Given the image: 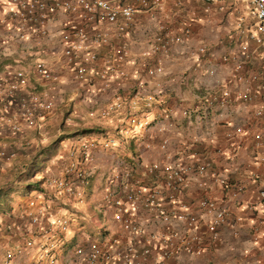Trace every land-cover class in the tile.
Masks as SVG:
<instances>
[{
  "label": "crops",
  "instance_id": "obj_1",
  "mask_svg": "<svg viewBox=\"0 0 264 264\" xmlns=\"http://www.w3.org/2000/svg\"><path fill=\"white\" fill-rule=\"evenodd\" d=\"M185 1L167 3L162 9L137 10L123 32L110 35L107 43L95 48L96 60L86 64V74L81 85L80 82H77L79 85H75L76 81L72 79H70L71 84L68 83L69 77L71 78L70 72L65 69L67 68L66 63L63 62L65 60L57 61L56 51L59 48L56 46L58 43L61 44L63 29L69 24L82 22V19L71 13L52 15L46 25L47 39L44 37V40L37 42L36 39L31 38L32 36H28L25 41L16 42L11 37L14 35L16 24L6 15V11L13 9V6L6 0L0 4V72L7 68L28 70L35 60L43 57L55 60L54 69L60 74L58 76L56 73L58 79L52 93L62 96H57L58 102L54 99V108L46 114L40 128H23L22 133L11 136L8 126L0 123V151L2 152L0 155L11 154L9 144L13 142L11 141L13 137L14 141L38 139L42 142L80 127L102 130V132L85 136L64 137L57 143L55 156L60 162L51 165V168L54 175L57 171L59 175L63 170L61 162L65 161L66 144L68 146L71 139H78L71 146L76 145L82 138L99 141L105 135H113L120 142L114 149L98 150L92 163L83 165L88 178L83 187L85 201L82 205L76 206L68 198L58 199L61 202L44 200L47 206L43 205L44 212L40 216L41 220L38 226L32 229L33 236L39 234L38 237L36 236L37 240L33 237L34 242L39 243L40 237L47 238L51 235V231L45 232L44 235L42 233L48 228V223L57 216L51 214L50 209L55 208L57 204L63 205L61 210L65 214L62 215L72 220L66 229L68 232L66 234L64 233L66 231L62 232L73 239L72 242H82L81 240L88 237L91 241L107 247L110 236L119 235L122 238L123 234L119 225L113 222L110 214L99 212L96 209V203L102 198V192L109 186L108 176L112 168L110 156L113 154L117 156V146L125 144L126 148L121 145L120 152H124L128 161L127 165L134 167V174L142 176L145 183H153L152 178L142 172L144 166L152 161L163 162L175 156L189 163L192 168L199 164L205 165L200 176L195 173L189 174L188 189L182 194L186 201L193 204L199 215L201 231L204 229L206 218L195 206V200L206 196L226 210L224 222L219 227V239L215 242L203 240V247L199 252L182 253L174 261L175 264H264L262 242L264 225L261 223L264 218V206L258 198V190L264 187V162L259 161V157L264 155V146L256 145V142L264 137V92L262 95H254L248 102H242L234 94L225 107L205 109L203 103L197 98L196 94H199V91L187 90L193 87L201 89L204 80L195 68H186L189 63L182 62V54L176 53V50H170L169 46L165 54H153V56L149 54L146 57L140 55L141 51L148 49V42L151 41L158 23H162L170 33H180L181 26L177 23L172 24L174 15L177 13H195L196 15L197 12L203 13V10L209 8L207 5L203 7L204 3L201 2L190 1V5ZM124 2L137 6V0H124ZM244 6L247 8V5ZM222 9L229 8L226 5L220 8L212 6V10L219 14L222 13ZM240 9L244 10L243 7ZM240 9L237 12H240ZM59 47L61 48V45ZM117 49H124L126 53L117 58L113 65L109 58ZM151 57H153L152 60L154 59L152 64L158 60L163 67V72L154 77L148 76L145 72L151 64L140 66V59ZM99 72L102 73L100 78L97 77ZM227 74L221 76V83L228 79ZM139 82L142 83L141 87L137 85ZM210 84L212 86V83ZM234 89L237 91L242 87H234ZM68 92H72L67 98L68 102L63 103V97L68 95ZM116 98L121 103V109L109 116L98 117L100 108ZM80 106L81 108H77ZM257 110L261 112L259 115H256ZM85 112L88 113L85 115ZM131 114L144 118L150 123L146 129L136 128L132 130L129 137H124L121 132L127 116ZM163 115H168L172 120L171 129L162 131L154 125V122ZM163 138H166L167 144L164 150H160L158 144ZM146 144H150L151 147L147 148ZM71 146L69 145L68 148ZM35 177L38 176L35 175ZM97 177L99 178L96 181ZM92 180L96 181L94 186H90ZM42 184L44 186V181ZM238 188L241 189L238 190ZM32 193L34 191L29 195ZM37 195L40 196V194ZM27 198L24 196L23 199ZM63 199H66L68 203L62 202ZM42 200L39 199V201ZM94 209L100 213L97 224L89 222ZM82 213L87 218L80 215ZM138 215H140L139 212ZM78 219L87 221V225H81ZM51 229L57 231L52 225ZM253 235H256L258 239L254 241ZM44 242H40V248ZM47 242H50L49 254H54L55 249V254L61 253L55 240ZM80 244L76 243L72 246L62 244L61 246L62 248L67 246L72 251ZM45 252L38 256V259L45 257ZM42 259L44 258L40 259V263L43 262Z\"/></svg>",
  "mask_w": 264,
  "mask_h": 264
},
{
  "label": "built area",
  "instance_id": "obj_2",
  "mask_svg": "<svg viewBox=\"0 0 264 264\" xmlns=\"http://www.w3.org/2000/svg\"><path fill=\"white\" fill-rule=\"evenodd\" d=\"M6 1L13 6V9L6 11V15L16 24L12 35L16 42L25 41L28 36H32L37 42L44 40L47 36L46 25L52 15L71 13L82 19L78 24H69L68 30L62 32L60 48L63 59L74 65L72 77L79 83L85 78L86 64L96 60L95 48L107 43L110 35L123 32L137 10L162 9L167 3L183 0H137V6L124 0ZM188 1L219 8L222 5L235 6V0ZM245 1L246 11L251 13V19L235 17L232 34L235 39L234 48L218 55V61L231 68L235 82L243 87L237 91L225 86L206 90L199 98L205 109L213 106L225 107L234 94L242 102H248L254 95H262L264 92V75L253 70L245 71L251 59L264 55V0ZM2 2L3 0H0V4ZM181 35L182 31L170 33L162 23H158L148 49L141 51L140 55L146 57L149 54H165L171 43L181 41ZM196 49L197 55L206 61L214 59V53L208 52L205 43H200ZM125 53L124 49L114 50L109 60L115 65L116 59ZM145 72L154 77L163 72V67L157 61L148 66ZM206 72L212 75L213 69L207 68ZM30 76H33V80ZM101 76L102 73L99 72L97 77ZM57 79V74L42 59L35 60L28 70L7 68L0 72V123L8 126L10 134H20L24 131L23 128L42 126L44 117L54 108L52 90ZM137 85L141 87L142 83ZM119 109L121 103L116 98L100 108L98 113L101 117H106ZM260 113V110L256 111V115ZM149 123L144 118L131 114L127 116L121 134L129 137L132 130H144ZM154 125L164 131L171 129L173 123L168 115H163ZM166 144L167 140L163 138L158 144L159 149L164 150ZM116 145V137L113 135H105L99 141L91 138L80 139L76 145L65 151L61 174L45 178V188L55 199L68 198L74 205H82L85 201L83 187L87 183L83 165L92 163L98 150H111ZM256 145L264 146V137L257 141ZM145 146L151 147L150 144ZM110 158L112 168L108 176L109 186L102 192L96 209L110 214L113 222L119 225L122 238L119 235L110 236L107 241L109 247L93 240L86 241L71 251L70 258L67 256L72 263L174 264L182 253L199 252L203 247V240L215 242L219 239V227L225 219V208L206 196L195 200V206L206 218L204 229L201 231L199 215L193 204L186 201L182 195L188 189L189 174L200 176L205 165L199 164L192 168L189 163L175 156L163 162L152 161L142 169L144 175L152 178L153 183L150 184L145 183L142 176L134 174V167L127 165L126 159L117 158L115 154ZM259 161L264 162V155L259 157ZM50 162L54 160L51 159ZM258 198L264 206V187L258 190ZM29 204L33 205V201L30 200ZM42 207L33 206L32 212L28 213L31 225L39 223V218L44 212ZM71 221L70 217L57 215L42 234L52 231L51 225L62 233ZM261 223L264 225V218ZM257 239L258 237L253 235V240ZM32 241L31 237L22 238V242L15 244L12 253L23 252L25 248L32 246ZM262 242L264 246V239ZM44 256L47 257L46 264H56L54 254L45 252ZM4 262L9 264L7 259Z\"/></svg>",
  "mask_w": 264,
  "mask_h": 264
},
{
  "label": "rangeland",
  "instance_id": "obj_3",
  "mask_svg": "<svg viewBox=\"0 0 264 264\" xmlns=\"http://www.w3.org/2000/svg\"><path fill=\"white\" fill-rule=\"evenodd\" d=\"M185 2H187V4L191 5V2L188 0H186ZM244 5H246L245 0H235V6H233V7L227 6L229 9L228 10L222 9L221 14H219L216 11H213L212 6L207 5L209 8L208 9L204 8L205 10H203V13L197 12L196 15H195V13H183V14L177 13V15H174L172 18V24L177 23V25L181 26V28H182V35H181L182 39L178 43H171L170 44V50H176V53L179 52V54H182V56H183L182 62L189 63V65H186V66H188V67H186L187 69L195 68L198 72H200V76L204 80V85H202L201 89L198 87H193V89L187 88V90H189V92H191V90H195L194 92L199 91L198 92L199 94H196L198 99L208 89L221 88V86L222 87L223 86L231 87V88L239 87V86L243 87L242 84L235 82V77L233 76L234 73L232 72L231 68L228 65L227 66L223 65L218 61V55L221 54V52H224V51L226 52V51L234 48L235 39H233L232 34H233V20L235 19V17L242 16L245 20L251 19V13L246 11L247 8ZM204 6H206V5L203 4V7ZM240 7H243L244 10H241ZM239 9L241 11L237 12V11H239ZM231 12H232V14H231ZM63 14H67V13H63ZM230 14L232 15V17ZM245 20H244V22H245ZM168 25H170V23ZM64 30H68V26H66L63 29V31ZM130 34L132 35L133 33L131 32ZM11 37H13V36H11ZM46 39H47V37H46ZM200 43H205L208 46V52L212 51L214 53V59L212 61H210V62L206 61L203 57L197 55V49L196 48L200 45ZM148 44H150V41L148 42ZM59 45H61V44L58 43V46H56V48H59L56 51L57 52L56 58H57L58 62H60L61 60H64L63 57L60 55ZM152 58L153 57H151L150 59H143V58L140 59V66H147L148 64H152L154 61V59L152 60ZM43 59L46 62L47 66L50 67L51 70L54 71L55 73H57L59 76L60 73H58L54 69L53 64L55 63V60L52 61L47 57H45V58L43 57L42 60ZM164 59L166 60L167 57ZM63 62L66 63V65H67V68H65V69H67L70 72L69 76H71V78L69 77L68 83L71 84L70 79H72V81L73 80L76 81L72 77V71L74 69V65L72 63L68 64L66 61H63ZM190 63H191V65H190ZM207 68L213 69L212 75H210V74H208V72H206ZM249 70L256 71L263 76L264 75V55H263V57L257 56L255 58L251 59V61L245 67L246 72ZM226 72H228V74ZM225 74H227L228 79L224 80L221 83V79H222L221 76L222 75L224 76ZM30 78H31V80H33L32 79L33 76L32 77L30 76ZM75 83H76L75 85L78 84L77 82H75ZM210 83H212V86ZM80 85H81V82H80ZM72 86H74V85L72 84ZM71 93L72 92H68L67 93L68 95H65L63 97V103L68 102L67 98L71 95ZM57 94L55 92H53L52 96L58 102L57 96H59V97H62V96L57 95ZM60 94H62V92ZM213 107L217 108L216 106H213ZM77 108H81V106L77 107ZM86 113H88V112H85V115H86ZM99 116H101V115L99 114L98 117ZM47 131H50V130H47ZM12 135L17 136L18 134H12ZM85 135H89V134H85ZM85 135H83V136H85ZM40 139H42V137ZM51 139L52 138H49V139H46L42 142H39L38 139H36L35 141L33 139H31L29 141L28 140L23 141V140L18 139V141H17V139H16V141H14L15 139L13 137V139H11V141L13 140V142H11L9 144V146H10L9 151H11V154L10 155L9 154L0 155V187H5V188L9 187L11 182H13V180H14V173L16 171H21V169L23 167V160L22 159L29 157L28 154H30L32 152V150L37 147V144H40V143L43 144V143L49 142ZM74 140H75L74 138L71 139V141H69L68 146L73 145L78 139H76L75 141ZM126 140H128V139H126ZM36 141H37V143H36ZM116 142H117V144H120V142L117 140V138H116ZM121 145H123V147H125V144H121ZM121 145L117 146L118 150H116V152L118 154H116V155H117V158H122L125 160L127 158L126 155L124 154L123 151L120 152ZM68 146L66 144L65 151L67 150ZM55 147H56V149L51 146L50 149L42 152L40 159L42 160V158H43V160H42L43 169L41 170V172H38L35 175L44 176L43 178H46V176L48 177V176L54 175V173L52 172L51 165L59 164V162H60V160L59 161L57 160L58 157L55 156L56 152H57V144L55 145ZM60 150H62V149H60ZM7 151H8V149H7ZM65 151H64V153H65ZM64 157H65V155H64ZM51 159H53L54 162H50ZM108 160H109V158H108ZM108 160H107V162H108ZM61 163L64 166L65 161L61 162ZM40 164L41 163L38 161V163H37L38 168L37 169H39L41 167ZM55 168H56V166H54V170L57 169V168L56 169ZM55 174L57 175L58 171ZM105 175H107V173H105ZM98 178L99 177H97L96 179L94 178V179L97 181ZM95 180H92V184L90 186H94V184H96ZM29 194L25 195L28 197L27 199H23L24 196H21L17 193H12V198L9 201V204L11 206V218L9 220H12L11 223L6 224L5 220H8V218L3 219V216L0 215V264H5V262H4V260L6 259L5 251L8 250L13 243L22 242L20 235H22V234L24 235V233H25V234L29 235L32 239H33V237H35V240H37L36 238L38 237L37 235H39V234L36 235L37 237L33 236V233L31 232V230L34 229L36 226H38L39 223H37V225H31L30 224V216L28 215V213L32 212L33 206H41V205L43 206L46 203L44 201L45 200L44 195H41L39 192L34 191V193H32L31 195H29ZM37 194H40V196ZM39 199H43V200L39 201ZM30 200L33 201V205L29 204ZM57 200L58 199H56V201ZM49 201L50 200H48V202ZM58 201L61 202V200H58ZM62 202L68 203V201L66 199H63ZM55 206H56L55 208L54 207L50 208L51 214H53V215L65 214L61 210V207H63L62 204H57ZM93 213L94 214L90 215L92 219H89V222L92 221L93 223L97 224V223H99L98 221L100 219V213L96 209H94ZM80 215L86 217L85 215H83V213ZM40 220L41 219L39 218V221ZM78 220L81 222L80 223L81 225H87L86 224L87 221H85L83 219H78ZM48 224H49L48 225V227H49L50 223H48ZM67 232L68 231H66L64 233L66 234ZM64 233H59L58 231H51L50 236H48L47 238L40 237L39 243H37L36 241L35 242L32 241L33 242L32 246H30L29 248H25L24 251L19 253V254H17V253L14 254V253H12V249H9L10 250L9 251L10 256L7 258L8 263L9 264H42V263L46 264V262H47L46 258L47 257H41L44 259H42L43 262L40 263L41 258L38 259V256H41L44 251L49 253L50 252V250H49L50 246H48V244H50V242L48 243L47 241L48 240H50V241L55 240V243H57L58 248L60 247L59 251L61 252L57 255V254H55L56 249L53 250L54 256H56L55 257L56 263H57V259H58V264H79L76 262L72 263V261L67 260V256H68V258H70L71 250L67 246L62 248L61 245L64 244V245H71L72 246L76 243L80 244V243L86 242L84 240L90 239V238L85 237V239L81 240L82 242H76V241L72 242L73 239L68 238V235H65ZM90 240H87V241H90ZM41 241H45L44 243H46V244L43 243L42 247L40 248L39 244ZM66 248H67V250H65ZM43 249H45V250L43 251ZM64 259H66L67 261L64 262L63 261Z\"/></svg>",
  "mask_w": 264,
  "mask_h": 264
},
{
  "label": "trees",
  "instance_id": "obj_4",
  "mask_svg": "<svg viewBox=\"0 0 264 264\" xmlns=\"http://www.w3.org/2000/svg\"><path fill=\"white\" fill-rule=\"evenodd\" d=\"M96 132H102V130H97L94 128L87 129L80 127L72 132L62 133L57 137L52 138L49 142L38 144V146L33 149L30 154H28L29 157L22 159L23 167L21 171H16L14 173V180L13 182H11L10 186L6 188L0 187V215L3 216V219L8 218V220H5L6 224L12 222V220H9L11 218V206L9 204V201L12 198V193H17L21 196H25L28 195L31 191H37L40 194L44 195L45 200H50L49 202H54L56 200L54 196L44 188L42 184L45 179L43 178L44 176L35 177V174L41 172V170L43 169V158L42 160L40 159L42 152L47 151L48 149H50L51 146L56 149L55 145L64 137H74L76 135H85ZM38 161L41 163V167L39 169H37ZM45 206L47 205L45 204ZM31 232L33 233L34 231L31 230ZM20 236L21 239L24 237H30L25 233L24 235L22 234ZM15 244H17V242L13 243L9 249H13L14 246H16ZM9 249L5 251L6 259L8 258L7 255L9 256Z\"/></svg>",
  "mask_w": 264,
  "mask_h": 264
}]
</instances>
